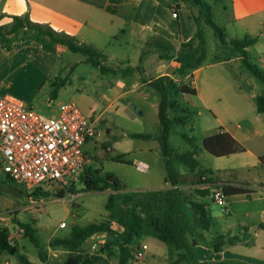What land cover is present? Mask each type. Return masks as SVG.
<instances>
[{"label": "rangeland", "instance_id": "rangeland-1", "mask_svg": "<svg viewBox=\"0 0 264 264\" xmlns=\"http://www.w3.org/2000/svg\"><path fill=\"white\" fill-rule=\"evenodd\" d=\"M172 1L174 0H169V2ZM205 1L214 7L216 22L224 26L222 13L226 0ZM190 8L199 11L197 7ZM125 27L128 34L117 33L114 38L108 34L106 38L102 37L97 45L92 46L104 56L105 64L123 72L122 75L102 74L99 68L85 62V56L68 50L61 59L55 77L51 80L56 77H70V82L60 90L58 98L54 100L51 107L46 104V99L51 93L47 83L44 94L34 102V108L44 119H50L58 114L61 104L74 103L85 115L93 117L96 120L97 134L96 138L84 147L88 159L91 160L87 168L100 171V176L112 173L121 181L122 189L118 192L119 212L130 209L142 213L155 208L159 209L156 212L157 215L164 218L168 214V208L155 205L156 199L168 189L165 182L166 167L159 140L162 129L158 116L160 96L149 84L143 85L141 77L138 78L134 76V72L127 71L139 64L143 50L141 46L143 47L148 39H142L143 45H140L139 37L131 34L128 25ZM201 30L206 39V57L202 65V77L197 83L203 87L202 83L206 79L207 82L214 83L222 89L224 94L229 92V89H233L235 93L243 97L241 101H233L229 105L223 101L220 108L223 112L224 127L236 132L245 142L243 146L247 148V152L222 158L214 157L206 152L202 148V142L216 135L220 125L215 120L213 111L199 108L193 99L190 100L178 92L171 94V100L176 102V107L170 110V119L173 121L175 118L185 116H189V119L185 125L173 122L169 143L176 151L175 154L181 155L192 150L184 136L196 137L199 147V153L196 156L199 170L208 172L214 181L244 179L256 188L264 181V169L257 166L255 157L258 152L257 142L246 141L243 133L249 134L252 138L253 132L247 121L258 113L254 96L262 94L263 85L243 68L241 61L236 60L238 53L233 47H223L212 28L202 24ZM152 34L151 41L156 37V34ZM159 34L161 32L157 35ZM244 37L242 34L234 35V39ZM150 47L148 44L145 45L146 49ZM255 52L254 48L252 55L255 59L250 61L263 70L262 60L256 56ZM219 59H232V62L218 65L216 63ZM147 68L148 76L153 77L150 65ZM118 78L127 79L128 88L120 91L115 82ZM179 79V77L176 78L177 82L183 85V81ZM248 85H251V88ZM131 86L135 90H132ZM185 109L189 115L185 114ZM134 134L150 135L151 138L131 137ZM116 157H122L125 163L113 161L112 159ZM139 161L147 163L150 169L145 173L138 171L135 164ZM175 167L181 175L183 185L199 183L197 175L177 163ZM78 188L82 189L81 183H78ZM210 188L206 189L210 191L208 196H198L199 191L203 190H197L195 187H184L180 190V197L186 206L189 207L187 205L189 202L203 205L207 216L213 222L208 230L192 222L187 228L189 242L192 240L202 242L198 231L206 235L208 238L205 240L206 243L219 236H225L226 239L238 238V243L227 244L224 248L231 251L240 262L248 258L256 259L252 250L254 243L257 241L264 244V233H261L259 238L255 237V233L264 224L262 213L264 189H259L251 199L237 196L230 198L229 211H227L217 205L213 197L215 189L220 190L221 185L216 187L212 185ZM59 192V189H54L51 191V196L37 199L35 196H30L23 184L10 180L0 169V230L7 229L16 243L20 241L18 252L3 253L0 264H20L22 256L39 264H63L70 250L56 245L55 241L69 238L76 228H85L108 219L109 212L106 210V205L112 190L105 192L80 190L79 194H68L63 199L57 197ZM142 215L145 216V214ZM62 223L65 224L64 227L61 226ZM21 224L30 225L36 231L34 235L40 242V250L46 254L44 263L40 260L39 249L27 237L26 232L24 234L19 232L22 229ZM145 224L147 230H150L149 224ZM156 238L157 235L153 232L151 238L145 236L140 240L147 241L149 244L151 241L152 243L157 241L172 256V259L177 260L180 253H183ZM89 247L90 242H87L82 253H88ZM150 248L154 247L150 244ZM258 260L260 261L261 257ZM183 262L188 264L186 261Z\"/></svg>", "mask_w": 264, "mask_h": 264}, {"label": "trees", "instance_id": "trees-1", "mask_svg": "<svg viewBox=\"0 0 264 264\" xmlns=\"http://www.w3.org/2000/svg\"><path fill=\"white\" fill-rule=\"evenodd\" d=\"M123 0H111L109 12L115 14L118 5ZM188 6L197 7L199 16L195 17L197 32L195 37L183 43L179 50L171 43L170 37L166 32L155 37L149 44L153 48L152 51L145 52L139 61L136 71L141 76L144 83H148L154 88L160 96L159 104V121L161 124L160 148L164 157L166 167L165 182L170 187L155 201V205L165 206L168 208V214L162 218L157 215L159 209H149L142 213L135 210L118 211L120 206V196L118 192L122 189L121 181L112 173H107L100 176V171L91 168H85L80 173L76 185L68 189H61L58 193V198L63 199L68 194L77 195L80 190L87 192H105L112 190L109 195L106 210L109 212L108 219L89 225L85 228L74 229L71 236L66 239H57L56 245L66 247L70 250L68 258L63 264H106L115 257L118 253L119 264H129L134 261V252L136 242L144 236L146 224L155 231L159 240L172 249L183 251L180 253L177 262L186 261L188 264H230L226 262H200L195 252L196 241L189 242L187 238V228L192 222L201 226L204 230H208L213 225L212 220L207 216L206 209L203 205L189 202L186 206L180 197V187L182 185L181 175L176 170V163L179 166L185 167L189 172L194 173L199 169V162L196 156L199 153L198 141L196 137L184 136L185 141L192 147L191 151L177 155L176 151L169 143L170 130L173 122L179 124H187L189 116L170 119V110L176 107V102L171 100V94L180 93L189 96H196V89L183 84L179 85L176 79L164 75L156 79H147L144 72L145 58L149 54H156L160 59L168 62L176 63V68L173 74L176 78H183L194 70L199 69L206 57V39L204 32L201 30L202 24L214 30L217 38L222 45H230L238 53L241 58L243 68L248 71L256 80L263 85L262 94L255 97L257 112L264 114V70H260L251 63V58L246 49L257 43V38L246 35L243 39H235L227 42L226 29L216 22V14L214 7L205 0H182ZM27 37L32 36L41 45L44 51L48 53H56L58 45L65 46L75 54H82L86 57L85 62L100 69L102 74H117L118 69L105 64V58L91 46L80 43L75 37L65 33L56 32L48 26L32 23L27 15L13 17V22L10 26L0 25V43L9 50L12 47L13 41L10 37ZM197 42V44H196ZM70 82V77H56L50 80L48 85L51 89V98H58L59 92ZM188 106V105H187ZM189 107V106H188ZM185 114L189 115L187 109ZM133 138L150 139V135L134 134ZM202 148L210 155L222 158L238 154H244L247 149L239 143L229 133H219L217 135L206 138L202 142ZM117 163H125L122 157L112 159ZM259 167L264 169V155L259 157ZM201 176L205 173L198 171ZM9 178V177H8ZM10 179V178H9ZM11 180V179H10ZM208 182L215 183L213 178H209ZM78 183L82 184V189L78 188ZM259 189H264V183L259 188L252 187L247 181H230L222 186L224 195L230 199L236 196H244L251 198L258 193ZM200 195L208 196L210 191H199ZM30 196L49 197L51 191H44L41 188L36 189ZM142 214H145L142 215ZM25 230L27 237L32 241L37 249L42 263L45 262L46 254L40 250V242L35 237L36 231L32 226L21 224ZM106 232L108 239L105 245L101 246L94 254L82 253V249L87 243V240L96 233ZM9 231L7 229L0 230V254L9 253L12 249L14 254L18 252L17 245H13L9 241ZM239 242L238 238L226 239L225 236L214 238L210 246L216 251H223L225 245H234ZM106 256V257H104ZM20 264H39L32 263L25 257H20Z\"/></svg>", "mask_w": 264, "mask_h": 264}, {"label": "crops", "instance_id": "crops-1", "mask_svg": "<svg viewBox=\"0 0 264 264\" xmlns=\"http://www.w3.org/2000/svg\"><path fill=\"white\" fill-rule=\"evenodd\" d=\"M110 5L111 0H0V25L10 26L13 22V17L27 15L32 23L48 26L56 32L75 37L80 43L91 45V47L97 45V42L102 37L106 38L108 34L113 38L117 36V33L128 34L125 27L128 25L131 34L139 37V42H141L140 45H143L142 39H148L144 46H141V48H143L141 57L145 52L148 51L149 53V51L153 50L152 47L149 49L145 48L146 44L150 45L149 42L151 41L150 38L153 36L152 33L156 34L157 37L160 35H157L158 32H166L170 37L171 43L179 50L181 45L192 40L197 32L195 17L199 16V11L191 9L190 6L186 5L182 0H174L172 2H169V0H123L121 4L118 5L115 14L109 12L108 8ZM175 11L178 15L177 18L173 17ZM222 20L224 22V26L222 27L226 29L227 42L235 40L234 35L237 34L257 38V43L247 48L246 51L251 59H255L252 55V50L254 48L256 49V56L262 60V69L264 70V0H226L223 7ZM147 33L150 35H146ZM10 38L13 41L11 49H5L0 43V95H12L34 107V102L44 94L47 83L55 77L61 59L63 55L67 53L68 49L65 46L58 45L56 47V53H48L43 50L42 45L32 36L24 38L12 36ZM229 46L230 45H223L225 48ZM155 56L157 55L149 54L145 58L144 72L146 78L153 80L160 76L167 75L176 79L173 74L176 63L160 60ZM236 60L241 61L239 55L236 57ZM218 61L219 62L216 63L218 65L227 64L232 62V59H219ZM149 65L153 72V77L147 74V67ZM137 66L129 68L127 71L134 72V76L139 78L141 76L136 71ZM202 71L203 67L201 66L199 69L179 79L183 81V84L197 91L196 96L181 95L190 100L193 99L199 108L213 111L215 120L220 125L217 134L223 132L229 133L243 145L245 142L239 138L236 132L224 127L222 122L223 112L222 108H220L223 101L229 105L233 101H241L243 97L235 93L233 89H229V92H225L224 94L222 89L214 83L207 82L206 79L202 83L203 87H201L197 81L202 77ZM122 73L123 72L118 70L117 74L113 75L119 76L122 75ZM115 82L120 91L125 90V88L129 86L127 79L122 80L118 78ZM146 84L148 85V83L143 82V85ZM110 85H112V83ZM248 87L251 88V85H248ZM130 88L135 90L132 86ZM126 93L127 92H125V94ZM255 97L256 96H254V98ZM53 102L54 100L51 98L50 93V96L46 99V104L49 105ZM188 106L191 108L190 105ZM249 119L250 120L247 122L253 132L252 138L245 132L243 133V138H245L246 141L257 142L258 152L255 154V157L257 166L259 167V157L264 155V114L257 113ZM198 171L199 169L193 174L198 176L199 183L191 185H183L182 183L180 190L184 187H195L197 190L204 191L206 189H211L210 187L212 185L215 187L221 185L220 190H222V186L230 182H208V179L212 178L210 174L203 171L205 175L201 176L198 174ZM238 181H247L249 183L248 180L244 179H239ZM262 183H264V181ZM166 186L167 189L170 185L166 183ZM259 187L260 186L256 188ZM215 191L218 190L215 189ZM227 211H229V208ZM262 213L264 214V210ZM152 231L155 233L151 227L150 230H147L146 227L143 237L146 236L151 238L153 235ZM198 233L202 242L196 241L197 245L195 246V252L200 262L264 264L263 243L257 241L254 243L252 250L254 251L253 255L257 257L256 259L248 258L246 261L240 262L231 251L225 248L221 252H216L210 246L211 242L206 243L205 240L208 239L206 235L201 231H198ZM261 233H264V224H262L258 232L255 233V237L259 238ZM156 240H159L158 235ZM193 241L195 240L191 242ZM87 242H90L91 246L92 239L89 238ZM153 242L154 243L151 241L150 243L154 247L151 249L149 242L139 239L135 244V248L138 249L141 245L146 244L148 246L146 258L143 263H136L133 261L129 264H185V262L178 263L176 258L172 259V256L168 254L167 250L163 249L157 241ZM19 243L15 245L19 247ZM2 256L3 254L0 255V257ZM259 257H261L260 261H262V263H259ZM118 260V253H116L115 257L111 258L106 264H119ZM30 262L37 263L33 261Z\"/></svg>", "mask_w": 264, "mask_h": 264}, {"label": "built area", "instance_id": "built-area-1", "mask_svg": "<svg viewBox=\"0 0 264 264\" xmlns=\"http://www.w3.org/2000/svg\"><path fill=\"white\" fill-rule=\"evenodd\" d=\"M177 16L175 11L173 17ZM95 124L96 120L74 103L61 104L56 116L44 119L25 101L0 95V169L29 193L38 188L68 189L77 184L80 173L91 162L84 147L96 138ZM135 166L144 173L150 169L140 161ZM213 197L217 205L228 210V198L222 190L215 191ZM19 232L24 234L25 230ZM91 239L90 255L105 245L108 234L99 232ZM9 241L16 244L12 236ZM147 249L146 244L141 245L134 252V262L143 263Z\"/></svg>", "mask_w": 264, "mask_h": 264}, {"label": "water", "instance_id": "water-1", "mask_svg": "<svg viewBox=\"0 0 264 264\" xmlns=\"http://www.w3.org/2000/svg\"><path fill=\"white\" fill-rule=\"evenodd\" d=\"M137 110V109H136ZM37 199H40L41 197L40 196H35ZM14 252H15V250L14 249H12L11 251H10V253H12V254H14Z\"/></svg>", "mask_w": 264, "mask_h": 264}]
</instances>
